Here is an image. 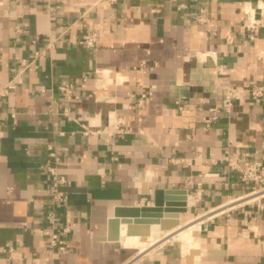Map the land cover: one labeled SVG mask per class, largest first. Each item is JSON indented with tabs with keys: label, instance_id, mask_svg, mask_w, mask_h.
Segmentation results:
<instances>
[{
	"label": "crops",
	"instance_id": "1",
	"mask_svg": "<svg viewBox=\"0 0 264 264\" xmlns=\"http://www.w3.org/2000/svg\"><path fill=\"white\" fill-rule=\"evenodd\" d=\"M91 1L0 0V88L14 83L0 95V264H264V197L244 198L252 184L220 161L227 152L264 161V97L245 93L215 120L209 111L226 85L264 82V0ZM203 5L210 30L194 19ZM244 10L259 19L253 38ZM91 29L94 48L73 43ZM70 82L77 97L59 89ZM115 118L127 132L107 137ZM57 159L64 205L49 192L46 167ZM156 189L173 190L172 203L184 190L186 204L179 216L131 223L130 235L159 241L142 252L124 245V222L120 240L108 239L115 209L152 207ZM184 217L201 218L191 261L178 241H162ZM65 224L58 251L50 239Z\"/></svg>",
	"mask_w": 264,
	"mask_h": 264
},
{
	"label": "built area",
	"instance_id": "2",
	"mask_svg": "<svg viewBox=\"0 0 264 264\" xmlns=\"http://www.w3.org/2000/svg\"><path fill=\"white\" fill-rule=\"evenodd\" d=\"M69 0H59L60 3H64ZM116 2V0H92L89 2L88 7H95L97 5H100L104 9L111 8L112 5ZM77 11V10H76ZM206 6H200L194 16V19L196 22H199L201 24H205L207 28L210 30V20L206 13ZM242 26L245 28L246 31H249L250 38H253L254 35L258 32L259 29V19L256 18V16L252 15L244 10V14L242 16ZM99 42V34L97 30L91 29L85 32L82 36L79 38H76L73 43L78 44L80 46H83L85 48H94L97 43ZM54 46L53 41L49 40L45 46L46 49L51 48ZM31 62H23V66L29 65ZM22 70V69H21ZM106 70L103 69H95L94 73L101 74V76H104ZM17 77V76H16ZM83 80L86 79V75L82 78ZM14 87V83L9 82L7 86L0 88V95L4 94L5 91L9 88ZM59 89L61 92H63L68 98H71L75 96L73 94L74 86L73 84L67 83L59 86ZM247 93L248 96L254 100H259L264 97V82H257L255 84H252L248 87H240V86H231L226 85L225 86V93L222 96L221 105L220 106H212L209 107V111L212 113L211 119L215 120L218 116L217 113L221 114H229L231 112L232 106L239 101L241 98H243L244 94ZM146 92H141L139 96L136 99V105L138 108L143 106L144 98L146 97ZM77 97V96H75ZM63 114L66 117H69L68 115V108H64ZM12 119H16V115L14 112L11 113ZM4 118L3 114L0 112V119ZM82 125V129L84 133H98L100 130H90L87 129L85 125ZM104 132H106L107 137H110L114 133H120L124 134L127 132L126 126L123 124V120L121 118H115L114 119V125L110 129H105ZM107 140V139H105ZM171 161L173 158H170ZM179 158H177L178 160ZM180 162H183V160H180ZM220 161H225L227 167L230 170H234L240 174V178L242 181L252 184V189L245 194L244 196L250 195L252 193H257V197H264V161L263 160H245L244 162H240L239 160V153L238 152H227L225 153L222 158H220ZM58 159L56 160L55 164L47 165L46 169L50 176V182H49V192L52 201L55 202L57 205H64L67 201V192L62 188L67 183L66 175L60 173L58 171ZM251 198V200L257 198ZM235 199H231L230 201H233ZM250 200V199H249ZM258 207L260 209H264V202H261L258 204ZM46 218L49 223L54 224V212L49 211V213H46ZM69 232V226L64 225L61 228H56L52 232V236L50 239V243L53 244L58 251H64L66 247V233ZM11 253V248H8Z\"/></svg>",
	"mask_w": 264,
	"mask_h": 264
},
{
	"label": "water",
	"instance_id": "3",
	"mask_svg": "<svg viewBox=\"0 0 264 264\" xmlns=\"http://www.w3.org/2000/svg\"><path fill=\"white\" fill-rule=\"evenodd\" d=\"M173 190H163V189H156L153 195V201H154V206L152 207H117L115 209V216L113 218H110L108 220V233L107 238L108 239H113L117 240L119 239V223H126V231L125 233L127 235L134 234L131 232V223H140V222H145L143 218L137 217L142 215L143 217L146 215H149L147 213H150V216L157 217V216H162L161 213L164 211L166 216H179V213H182L186 210L184 204V190H180L179 193L181 194L180 196V202L177 203H172L171 200H173L170 195L173 193ZM165 195V197H164ZM166 199V202L164 203ZM164 205V206H163ZM118 216H123V218H117ZM135 217V218H127V217ZM151 223H160V219L157 218H152L149 220ZM174 225L177 224L176 219L173 220ZM173 225V224H172ZM161 228L162 227V222H161ZM173 230L172 232H175ZM147 231L143 230L140 231L138 234H146Z\"/></svg>",
	"mask_w": 264,
	"mask_h": 264
},
{
	"label": "bare ground",
	"instance_id": "4",
	"mask_svg": "<svg viewBox=\"0 0 264 264\" xmlns=\"http://www.w3.org/2000/svg\"><path fill=\"white\" fill-rule=\"evenodd\" d=\"M257 193H252L251 196H255ZM250 197V195H247L245 196L244 198H248ZM244 198H240V201ZM235 202H238V199H236ZM192 203V202H191ZM190 204V203H189ZM211 215H209L210 217ZM201 219V218H200ZM200 219L198 218V220H191V219H188L186 221H181V224H185L183 225L182 227H180L179 229H177L174 233L172 232V229H169L168 231V235H166L165 237H163L162 241H173V240H178V242H180V245L182 246V250H183V253L185 254V256H187L188 258V261H191L190 259V256H191V253H194V254H198L197 250H191L194 249V245H193V234H192V229H198L199 228V222H200ZM172 223V221H171ZM178 224V223H177ZM126 226V225H125ZM125 226L122 225L121 227V233H122V243L126 246H134V245H138L140 244L142 246V249L140 248L141 251H144L148 246L147 245H153L156 241H159V238L157 233H154V232H151L150 233V238L147 239H143L141 237H134L132 235H127L125 233ZM131 226V225H130ZM136 226V225H135ZM140 227V226H139ZM176 227V226H175ZM178 227V226H177ZM150 228V227H149ZM174 229V228H173ZM132 230V229H131ZM120 231V230H119ZM165 232V230H164ZM171 232V233H169ZM182 234V236H180L179 234ZM135 234V233H134ZM166 234V233H165ZM148 235V234H147ZM120 240V239H119ZM162 244V243H161ZM139 245V246H140ZM157 246V245H156ZM159 246V245H158ZM190 248V250H189ZM187 249L189 250L188 251V254L186 253ZM195 257V256H194Z\"/></svg>",
	"mask_w": 264,
	"mask_h": 264
},
{
	"label": "rangeland",
	"instance_id": "5",
	"mask_svg": "<svg viewBox=\"0 0 264 264\" xmlns=\"http://www.w3.org/2000/svg\"><path fill=\"white\" fill-rule=\"evenodd\" d=\"M238 201H239V199H238ZM184 219H185V220H188L189 218L184 217ZM183 225H185V224H182L181 227H182ZM173 233H174V232H173ZM192 233H193V232H192ZM182 234H183V232H182L181 234H179V235L182 236ZM194 240H195V238H194ZM173 241L176 242V241H178V240H173ZM179 243H180V242H179ZM136 245H137V244H136ZM139 245H140V244L137 245V246H138V249H139V248L142 249V246H141V245L139 246ZM147 246H148L147 248H149V247L152 246V245H147ZM147 248H146V249H147ZM146 249H145V250H146ZM141 252H142V251H141Z\"/></svg>",
	"mask_w": 264,
	"mask_h": 264
}]
</instances>
